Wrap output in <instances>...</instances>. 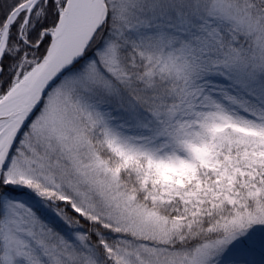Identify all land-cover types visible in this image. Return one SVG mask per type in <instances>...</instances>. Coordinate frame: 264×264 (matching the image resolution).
<instances>
[{
    "label": "snow or ice",
    "instance_id": "snow-or-ice-1",
    "mask_svg": "<svg viewBox=\"0 0 264 264\" xmlns=\"http://www.w3.org/2000/svg\"><path fill=\"white\" fill-rule=\"evenodd\" d=\"M0 264H264V0H0Z\"/></svg>",
    "mask_w": 264,
    "mask_h": 264
}]
</instances>
